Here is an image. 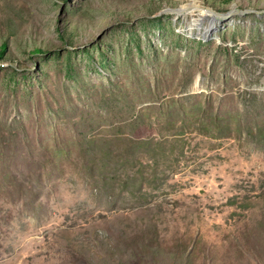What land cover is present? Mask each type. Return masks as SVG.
Instances as JSON below:
<instances>
[{"label":"rangeland","instance_id":"1","mask_svg":"<svg viewBox=\"0 0 264 264\" xmlns=\"http://www.w3.org/2000/svg\"><path fill=\"white\" fill-rule=\"evenodd\" d=\"M1 49L0 264H264V0H0Z\"/></svg>","mask_w":264,"mask_h":264},{"label":"trees","instance_id":"2","mask_svg":"<svg viewBox=\"0 0 264 264\" xmlns=\"http://www.w3.org/2000/svg\"><path fill=\"white\" fill-rule=\"evenodd\" d=\"M3 48H4V47H3ZM2 51H3V50L1 49V50H0V58L2 57V53H3ZM33 51H35V52H40L41 50H39V49H34Z\"/></svg>","mask_w":264,"mask_h":264},{"label":"water","instance_id":"3","mask_svg":"<svg viewBox=\"0 0 264 264\" xmlns=\"http://www.w3.org/2000/svg\"><path fill=\"white\" fill-rule=\"evenodd\" d=\"M215 15H219V16H221V17H226V16H228L229 14H215Z\"/></svg>","mask_w":264,"mask_h":264}]
</instances>
